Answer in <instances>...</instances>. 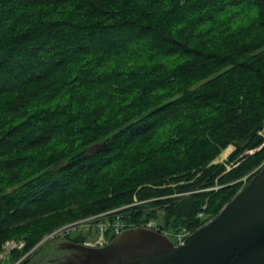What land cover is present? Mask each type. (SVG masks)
I'll return each mask as SVG.
<instances>
[{
    "label": "trees",
    "instance_id": "obj_1",
    "mask_svg": "<svg viewBox=\"0 0 264 264\" xmlns=\"http://www.w3.org/2000/svg\"><path fill=\"white\" fill-rule=\"evenodd\" d=\"M263 121L264 0H0V249L192 233L263 171Z\"/></svg>",
    "mask_w": 264,
    "mask_h": 264
},
{
    "label": "water",
    "instance_id": "obj_2",
    "mask_svg": "<svg viewBox=\"0 0 264 264\" xmlns=\"http://www.w3.org/2000/svg\"><path fill=\"white\" fill-rule=\"evenodd\" d=\"M149 251L115 264H264V170L183 243Z\"/></svg>",
    "mask_w": 264,
    "mask_h": 264
},
{
    "label": "rangeland",
    "instance_id": "obj_3",
    "mask_svg": "<svg viewBox=\"0 0 264 264\" xmlns=\"http://www.w3.org/2000/svg\"><path fill=\"white\" fill-rule=\"evenodd\" d=\"M233 150L234 146L229 145L214 159L213 163H226L229 154ZM154 212H156L159 216H157L156 219H151L150 222H152L156 226V228H158L157 222L160 221L162 211L155 209ZM81 220L83 219H80L78 221L74 220L75 222L65 224L66 228L63 227V229L59 230L56 233L44 236L34 247L35 249L33 248L34 250L31 249L27 251L23 256H20L21 254H19V252L12 253L10 251L6 259H4L1 263L20 264L19 262L23 261V263L26 262V264H96L98 261H101L103 259V257H100L103 256V254L101 253L100 255H98L96 254V251H89L88 248H96V245L103 246L104 242L99 243L98 241L102 234L95 229L87 232L88 227H90L91 221ZM71 224L74 225L71 226ZM67 225H69V229ZM142 233V231H138L134 234L137 245L134 248H124L121 252L123 258H127L130 253H148L150 252L149 250L152 247L160 249L162 247H165L166 245H170L168 242L166 243V239H169L171 244L173 241L172 239H174L171 234H168V232H163V236H157L153 234L144 235ZM63 235L72 237L85 236V240L84 242H81V244H72L65 240L63 238ZM11 241L15 242L14 249L19 250L22 248L23 241ZM120 241L122 242L123 238ZM111 258L112 257L102 260L100 264H112L113 261H111Z\"/></svg>",
    "mask_w": 264,
    "mask_h": 264
},
{
    "label": "built area",
    "instance_id": "obj_4",
    "mask_svg": "<svg viewBox=\"0 0 264 264\" xmlns=\"http://www.w3.org/2000/svg\"><path fill=\"white\" fill-rule=\"evenodd\" d=\"M258 133L260 134V136L262 137V143H261V145L260 146H263L264 145V121H263V124H262V126H261V128H260V130L258 131ZM254 150H247L246 152H245V154L246 153H252ZM243 155V154H242ZM262 165H264V161L258 166V167H260V166H262ZM244 180H245V177L243 178ZM201 212H199L198 213V216H201ZM91 218H85V219H83L84 221L85 220H90ZM83 220H81V221H83ZM74 225V224H73ZM72 224H71V226H73ZM68 226V229H69V225H67ZM70 226V227H71ZM98 231L102 234V232L104 231V229L108 226V224H105V223H98ZM123 226V224H122V222L119 220V219H117L116 220V222L113 224V227L115 228V230L116 231H118L121 227ZM146 226H148V227H155L156 228V226L152 223V222H148L147 224H146ZM64 228H66V226H64ZM61 229H63V227L61 228ZM61 229H58V230H56L55 231V233L56 232H58L59 230H61ZM67 229V230H68ZM156 230H158V228H156ZM190 233L186 230V229H181V230H178V231H176L174 234H173V236H174V244L175 245H178V244H181V243H183V241L185 240V238L189 235ZM99 243L100 242H103L104 240H103V237L101 236L100 238H99ZM97 241V242H98ZM14 247H15V242H13V241H11V240H7V241H5L4 243H3V245H2V247H1V249H0V264H3V263H1L4 259H6V257H7V255H8V253L12 250V249H14Z\"/></svg>",
    "mask_w": 264,
    "mask_h": 264
},
{
    "label": "flooded vegetation",
    "instance_id": "obj_5",
    "mask_svg": "<svg viewBox=\"0 0 264 264\" xmlns=\"http://www.w3.org/2000/svg\"><path fill=\"white\" fill-rule=\"evenodd\" d=\"M262 167V170H264V167H263V165L261 166ZM169 243L170 245H171V243H170V241H169V239H166V243Z\"/></svg>",
    "mask_w": 264,
    "mask_h": 264
}]
</instances>
